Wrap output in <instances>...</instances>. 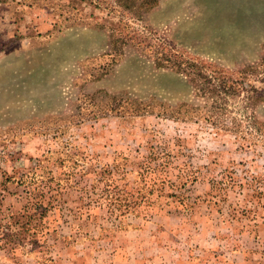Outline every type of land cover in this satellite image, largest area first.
<instances>
[{"label":"rangeland","instance_id":"374dc122","mask_svg":"<svg viewBox=\"0 0 264 264\" xmlns=\"http://www.w3.org/2000/svg\"><path fill=\"white\" fill-rule=\"evenodd\" d=\"M145 252L264 264V0H0V264Z\"/></svg>","mask_w":264,"mask_h":264},{"label":"crops","instance_id":"0c3cea01","mask_svg":"<svg viewBox=\"0 0 264 264\" xmlns=\"http://www.w3.org/2000/svg\"><path fill=\"white\" fill-rule=\"evenodd\" d=\"M146 243V242H145ZM135 245V243H134ZM133 245L134 251L135 246ZM150 246V245H149ZM131 249V248H130ZM129 255H126V257ZM153 259V255L145 252L142 253L139 258H137L136 253H132V256H129V260H126L127 264H136L138 261H144L145 264H238V262L234 261L233 259H225L221 261L214 262L215 260H208V259H198L194 256H191L190 254H187L185 256L179 255L177 258H169V254H167L165 257L160 255L159 257ZM117 264V263H115Z\"/></svg>","mask_w":264,"mask_h":264},{"label":"trees","instance_id":"16d2710c","mask_svg":"<svg viewBox=\"0 0 264 264\" xmlns=\"http://www.w3.org/2000/svg\"><path fill=\"white\" fill-rule=\"evenodd\" d=\"M122 3L124 6H126L129 9L134 10V15L137 17H143L145 13L151 11L154 7H156L159 3V0H122ZM171 60V58H166ZM176 63V62H175ZM179 68L177 70H181L180 64H182V61H180ZM164 66H170L171 68H174L175 65H166L163 63Z\"/></svg>","mask_w":264,"mask_h":264}]
</instances>
